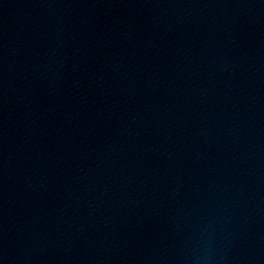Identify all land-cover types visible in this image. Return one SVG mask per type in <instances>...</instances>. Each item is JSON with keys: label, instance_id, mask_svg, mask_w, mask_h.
Returning a JSON list of instances; mask_svg holds the SVG:
<instances>
[{"label": "water", "instance_id": "obj_1", "mask_svg": "<svg viewBox=\"0 0 264 264\" xmlns=\"http://www.w3.org/2000/svg\"><path fill=\"white\" fill-rule=\"evenodd\" d=\"M0 264H264V0H0Z\"/></svg>", "mask_w": 264, "mask_h": 264}]
</instances>
